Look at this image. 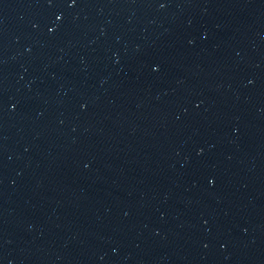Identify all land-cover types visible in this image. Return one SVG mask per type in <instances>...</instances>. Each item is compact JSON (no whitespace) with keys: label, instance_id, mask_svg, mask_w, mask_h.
Masks as SVG:
<instances>
[{"label":"water","instance_id":"water-1","mask_svg":"<svg viewBox=\"0 0 264 264\" xmlns=\"http://www.w3.org/2000/svg\"><path fill=\"white\" fill-rule=\"evenodd\" d=\"M0 264H264V0H0Z\"/></svg>","mask_w":264,"mask_h":264}]
</instances>
